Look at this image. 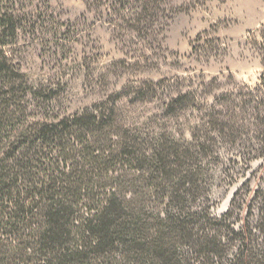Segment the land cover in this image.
Listing matches in <instances>:
<instances>
[{
  "label": "rangeland",
  "instance_id": "rangeland-1",
  "mask_svg": "<svg viewBox=\"0 0 264 264\" xmlns=\"http://www.w3.org/2000/svg\"><path fill=\"white\" fill-rule=\"evenodd\" d=\"M26 8L31 22L4 54L23 76L29 111L37 94L59 115L103 103L144 140L198 146L204 177L194 209L218 218L237 193L233 228L254 224L264 176V0H34ZM168 197L151 206L163 211Z\"/></svg>",
  "mask_w": 264,
  "mask_h": 264
},
{
  "label": "trees",
  "instance_id": "trees-1",
  "mask_svg": "<svg viewBox=\"0 0 264 264\" xmlns=\"http://www.w3.org/2000/svg\"><path fill=\"white\" fill-rule=\"evenodd\" d=\"M33 1L0 0V264H264V176L235 230L237 193L218 218L194 209L198 146L144 140L103 103L59 115L37 94L28 110L4 51Z\"/></svg>",
  "mask_w": 264,
  "mask_h": 264
}]
</instances>
